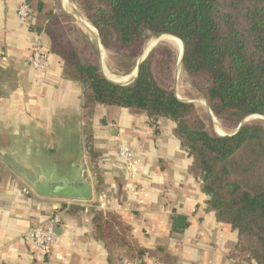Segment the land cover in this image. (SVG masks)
I'll return each mask as SVG.
<instances>
[{
	"label": "crops",
	"instance_id": "0c3cea01",
	"mask_svg": "<svg viewBox=\"0 0 264 264\" xmlns=\"http://www.w3.org/2000/svg\"><path fill=\"white\" fill-rule=\"evenodd\" d=\"M25 2L0 0V264H155L154 256L128 257L120 245L108 246L94 220L99 212L119 215L137 246L165 247L171 264H258L237 254L238 231L218 219L202 181L190 173L192 157L173 120L98 105L87 123L83 85L64 76L62 60L43 33L51 66L42 74L28 64L36 34L18 16ZM120 143L141 160L136 177L117 153ZM75 149L82 151L91 199L43 196L24 178L23 171L72 161ZM53 212L62 221L55 246L45 254L29 230ZM176 215L188 221L182 233L172 230Z\"/></svg>",
	"mask_w": 264,
	"mask_h": 264
},
{
	"label": "trees",
	"instance_id": "16d2710c",
	"mask_svg": "<svg viewBox=\"0 0 264 264\" xmlns=\"http://www.w3.org/2000/svg\"><path fill=\"white\" fill-rule=\"evenodd\" d=\"M74 2L97 29L103 46L122 56L137 57L152 35L178 37L184 44L183 71L204 83L200 88L224 128L237 129L251 115L264 116V0ZM26 3L36 17L32 29L48 36L64 76L83 85L85 121L89 123L98 105L125 107L152 121L173 120L176 136L192 157L190 173L202 181L218 219L238 231L237 254L264 264V121H247L225 135L210 128L194 102L178 97L175 47L166 42L150 51L132 82H113L67 21L68 13L49 0ZM94 220L106 244L120 245L126 256L174 262L163 246H137L119 215L99 212ZM187 226L186 217H173V232L182 233Z\"/></svg>",
	"mask_w": 264,
	"mask_h": 264
},
{
	"label": "rangeland",
	"instance_id": "374dc122",
	"mask_svg": "<svg viewBox=\"0 0 264 264\" xmlns=\"http://www.w3.org/2000/svg\"><path fill=\"white\" fill-rule=\"evenodd\" d=\"M49 2L55 5L56 10H62L63 12L70 15L67 21L71 23V25L76 26V28L78 29V35L81 38L82 42L88 47L89 52L92 54V58L100 63L103 73L106 72V74L115 81H122V79H124L127 75H131V73L133 74L131 78L135 77L137 73V70L135 68H137L138 61L144 56L147 57V54H149L150 51L160 42H166L174 46V89L177 95L185 101L194 102L198 107L201 116L207 122L208 126L210 128L212 126V129L218 134L220 132L232 133L236 130L235 128H224L220 120L214 115L204 94V91H202L200 88L201 85L204 86V83L202 81L195 82L192 78L188 77L185 74V72L183 71L182 62H180L182 51L180 50L177 42L170 39L168 40L166 38L158 40L161 35H152L146 40L143 48L140 51V54L137 57L122 56L119 53L112 52L106 49L103 44H101V38L97 29L96 31H94L93 29L88 27L85 22H83V20H85L90 25H92L88 21L86 16L81 12L79 6L74 2V0H58L57 2L55 0H49ZM259 119L264 121V116L263 118H250V120ZM210 120L212 124L209 122Z\"/></svg>",
	"mask_w": 264,
	"mask_h": 264
},
{
	"label": "water",
	"instance_id": "95a60500",
	"mask_svg": "<svg viewBox=\"0 0 264 264\" xmlns=\"http://www.w3.org/2000/svg\"><path fill=\"white\" fill-rule=\"evenodd\" d=\"M166 35L162 34L158 40L166 38ZM176 37V36H175ZM178 38V37H177ZM102 44V41L100 39ZM184 54V44L182 49V54L180 62L183 60ZM148 55V54H147ZM146 56L142 57L137 64V73L135 77L130 81H114L117 83H130L132 82L137 74L140 67V64ZM105 74V73H104ZM180 98V97H179ZM252 117H262L261 115H251L246 118L239 127L232 133L237 132L240 127L250 120ZM220 134V133H219ZM221 134V135H225ZM73 152L77 153L75 158L66 161L65 163L62 160L61 162H56L54 165H44L37 173H27L23 171V176L29 185L40 195L55 197V198H64V199H73V200H89L92 198L93 189L90 180L86 174V166L82 158V151L75 149ZM69 153V151H66ZM211 199V197H209Z\"/></svg>",
	"mask_w": 264,
	"mask_h": 264
},
{
	"label": "built area",
	"instance_id": "2783aa9c",
	"mask_svg": "<svg viewBox=\"0 0 264 264\" xmlns=\"http://www.w3.org/2000/svg\"><path fill=\"white\" fill-rule=\"evenodd\" d=\"M18 16L20 19L30 25L36 21L35 14L29 4L26 2L21 4L18 8ZM33 31V29H32ZM36 36L32 40L27 62L34 69L44 74L51 66L50 54L51 51L42 39L40 34L33 31ZM40 80V79H38ZM117 153L125 165L126 171L132 176L136 177L141 166L140 158L135 154L134 149L126 143H120L117 148ZM62 218L60 213L53 212L45 224L36 223L29 230V236L42 253H49L52 251L57 241L56 228L61 223ZM155 264H165L160 260H156ZM182 264V263H180Z\"/></svg>",
	"mask_w": 264,
	"mask_h": 264
},
{
	"label": "bare ground",
	"instance_id": "6f19581e",
	"mask_svg": "<svg viewBox=\"0 0 264 264\" xmlns=\"http://www.w3.org/2000/svg\"><path fill=\"white\" fill-rule=\"evenodd\" d=\"M82 18V17H81ZM83 20V19H82ZM83 22H85V24L88 26V27H90L91 29H93L94 31H96V29L92 26V25H90L87 21H85V20H83ZM166 39H170V40H172V41H175V42H177L178 43V46H179V48H180V50L182 51V49H183V42L180 40V39H178V38H176V37H174V36H172V35H166ZM150 48V47H149ZM148 48V49H149ZM147 49V50H148ZM147 52V51H146ZM136 70H137V68H135ZM105 75L108 77V78H110L106 73H105ZM132 73H131V75H127L124 79H122V81L124 80V81H129V80H131V79H133V78H131L132 77ZM111 79V78H110ZM113 80V79H112ZM115 81V80H114ZM221 134H224L223 132H220Z\"/></svg>",
	"mask_w": 264,
	"mask_h": 264
}]
</instances>
